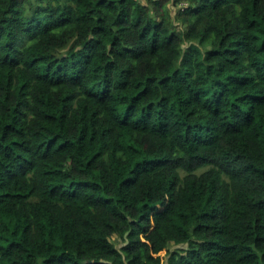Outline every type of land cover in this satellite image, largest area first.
Returning <instances> with one entry per match:
<instances>
[{
  "label": "trees",
  "instance_id": "obj_1",
  "mask_svg": "<svg viewBox=\"0 0 264 264\" xmlns=\"http://www.w3.org/2000/svg\"><path fill=\"white\" fill-rule=\"evenodd\" d=\"M168 2L0 0V264H264V0Z\"/></svg>",
  "mask_w": 264,
  "mask_h": 264
},
{
  "label": "rangeland",
  "instance_id": "obj_2",
  "mask_svg": "<svg viewBox=\"0 0 264 264\" xmlns=\"http://www.w3.org/2000/svg\"><path fill=\"white\" fill-rule=\"evenodd\" d=\"M146 1V0H145ZM168 6H169V9L171 10V12H172V14L175 16L177 13H178V11H179V9H180V6L179 5H173V2H172V0H169V2H168ZM177 23L179 22L178 21V19H177V21H176ZM180 28H182V25H178V29H180ZM112 239L116 242V243H121L120 242V237L118 236V235H114L113 237H112ZM176 247H178L177 245H175V244H171L170 245V250L171 249H175ZM162 255H163V257H164V259L166 260L167 259V257H168V252L166 251V250H164V251H162Z\"/></svg>",
  "mask_w": 264,
  "mask_h": 264
}]
</instances>
